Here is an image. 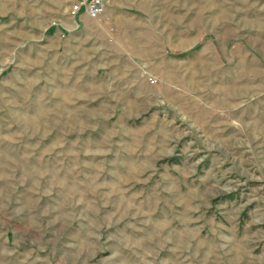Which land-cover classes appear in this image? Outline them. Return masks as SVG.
Segmentation results:
<instances>
[{
  "label": "rangeland",
  "instance_id": "1",
  "mask_svg": "<svg viewBox=\"0 0 264 264\" xmlns=\"http://www.w3.org/2000/svg\"><path fill=\"white\" fill-rule=\"evenodd\" d=\"M105 1L0 0V264H264V0Z\"/></svg>",
  "mask_w": 264,
  "mask_h": 264
},
{
  "label": "built area",
  "instance_id": "2",
  "mask_svg": "<svg viewBox=\"0 0 264 264\" xmlns=\"http://www.w3.org/2000/svg\"><path fill=\"white\" fill-rule=\"evenodd\" d=\"M70 6L68 7V13L73 18L76 19L79 15H84L89 19H96L102 15L106 9L105 0H72ZM55 25V24H53ZM59 26V25H58ZM62 35L65 34L66 30L62 26H59ZM152 83L153 79L150 80Z\"/></svg>",
  "mask_w": 264,
  "mask_h": 264
}]
</instances>
